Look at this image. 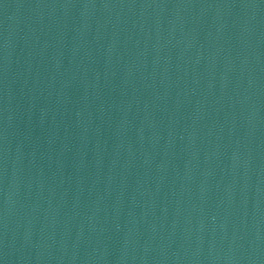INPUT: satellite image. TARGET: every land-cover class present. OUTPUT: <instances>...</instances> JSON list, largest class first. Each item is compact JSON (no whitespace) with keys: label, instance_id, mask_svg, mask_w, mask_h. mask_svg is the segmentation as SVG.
<instances>
[{"label":"water","instance_id":"1","mask_svg":"<svg viewBox=\"0 0 264 264\" xmlns=\"http://www.w3.org/2000/svg\"><path fill=\"white\" fill-rule=\"evenodd\" d=\"M0 181L136 264H264V0H0Z\"/></svg>","mask_w":264,"mask_h":264}]
</instances>
